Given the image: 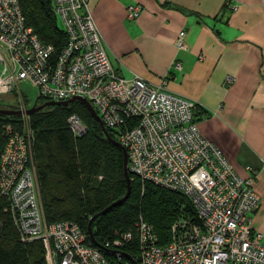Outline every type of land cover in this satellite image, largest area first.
I'll list each match as a JSON object with an SVG mask.
<instances>
[{"label":"built area","instance_id":"obj_1","mask_svg":"<svg viewBox=\"0 0 264 264\" xmlns=\"http://www.w3.org/2000/svg\"><path fill=\"white\" fill-rule=\"evenodd\" d=\"M66 42L56 53L25 23L19 0H0V95L16 99L15 121L0 120V231L9 217L23 243L41 241L47 264H264V234L253 227L260 198L256 173L241 177L222 151L206 140L196 123L197 103L114 68L90 10V0H53ZM142 8L130 5L129 20ZM186 33L175 47L188 50ZM181 70L179 62L173 64ZM230 82V79H228ZM20 86L37 91L34 101ZM86 99L107 130L126 149L129 173L146 184L184 198L190 212L171 224L169 241L141 217L133 230L113 232L101 249L70 221L48 223L36 181L34 133L25 112L37 99ZM70 130L86 132L81 119L68 118ZM185 209V207H184Z\"/></svg>","mask_w":264,"mask_h":264},{"label":"crops","instance_id":"obj_2","mask_svg":"<svg viewBox=\"0 0 264 264\" xmlns=\"http://www.w3.org/2000/svg\"><path fill=\"white\" fill-rule=\"evenodd\" d=\"M130 5L142 8L134 20L126 16ZM90 10L124 77L164 83L197 103L202 136L241 177L256 173L253 216L263 213L264 0H90ZM181 31L186 51L174 45Z\"/></svg>","mask_w":264,"mask_h":264},{"label":"trees","instance_id":"obj_3","mask_svg":"<svg viewBox=\"0 0 264 264\" xmlns=\"http://www.w3.org/2000/svg\"><path fill=\"white\" fill-rule=\"evenodd\" d=\"M19 4L26 25L41 43L52 45L57 53L65 44L66 36L54 13L53 0H19ZM44 102L46 100L37 99L36 105ZM0 108L13 106L0 105ZM72 114L77 115L87 129L80 136L70 130L68 118ZM15 117L0 116V120L14 122ZM30 127L34 133L32 152L36 181L46 221L74 222L90 240L87 234L90 218L126 193L121 149L108 141L99 123L79 101L44 108L30 116ZM107 131L117 141L113 131ZM129 176L132 179L129 198L93 221L95 241L101 246L114 231L133 230L141 217L152 225L159 244H167L171 224L184 210L190 212L188 202L175 192L150 184L142 191L138 180L130 173ZM2 218L0 264H47L42 242H21L9 217ZM125 251L130 254L134 249ZM101 252L105 254L103 248Z\"/></svg>","mask_w":264,"mask_h":264},{"label":"water","instance_id":"obj_4","mask_svg":"<svg viewBox=\"0 0 264 264\" xmlns=\"http://www.w3.org/2000/svg\"><path fill=\"white\" fill-rule=\"evenodd\" d=\"M73 101H79V102H81L82 104H84L86 106V108L88 109V111L91 114V116L99 123V125L102 128V131H103L105 137L108 139V141H110L112 144H114L118 148H120L121 151H122V154H123V174H124V180L126 182V193H125V195L122 198L118 199L117 201L111 203L104 210H102L98 215H95V216L91 217L89 222H88V225H87V234H88V237H89L91 243L94 246H96L97 248L102 249L100 244H98L95 241L94 237H93L92 227L91 226H92V223H93V221L95 220V218L97 216H102V215L107 214L111 209L120 206L121 204H123L129 198V195H130V192H131V181H132V179H130V176H129L126 149L118 141L112 139L109 136L107 129L103 125L100 117L98 116V114L96 113L94 108L91 106V104L86 99H84L82 97H78V96L77 97H73V98H71V99H69L67 101H46L43 104H40V105H37V106H36V104H34L32 107H30L25 112V114L28 115V116H31V115H33L35 113H38L39 111L43 110L46 107L57 106V105H59V106H67L69 103H71ZM20 114H21L20 111H16V110H13V109L0 108V116H8V117L9 116H13V117H15V116H19ZM86 131H87V129H86ZM123 255L132 264H135V262L129 256H127L125 253H123Z\"/></svg>","mask_w":264,"mask_h":264},{"label":"rangeland","instance_id":"obj_5","mask_svg":"<svg viewBox=\"0 0 264 264\" xmlns=\"http://www.w3.org/2000/svg\"><path fill=\"white\" fill-rule=\"evenodd\" d=\"M58 23H59V26L61 27V23L60 22H58ZM20 90L31 101H34L35 98L37 97L36 89H34L31 86H20ZM15 104H16V99L13 98L12 96L0 95V105L15 106ZM262 198H263V204H264V197H262ZM251 217L253 218L255 229L264 234V212L259 214L257 217H255V216H251Z\"/></svg>","mask_w":264,"mask_h":264},{"label":"bare ground","instance_id":"obj_6","mask_svg":"<svg viewBox=\"0 0 264 264\" xmlns=\"http://www.w3.org/2000/svg\"><path fill=\"white\" fill-rule=\"evenodd\" d=\"M123 253H125V252H122V255H123ZM124 256V255H123ZM125 257V256H124ZM126 258V257H125ZM133 260V259H132ZM134 261V260H133ZM135 262V261H134ZM132 264V263H131Z\"/></svg>","mask_w":264,"mask_h":264},{"label":"flooded vegetation","instance_id":"obj_7","mask_svg":"<svg viewBox=\"0 0 264 264\" xmlns=\"http://www.w3.org/2000/svg\"><path fill=\"white\" fill-rule=\"evenodd\" d=\"M38 104H40V103H38Z\"/></svg>","mask_w":264,"mask_h":264}]
</instances>
